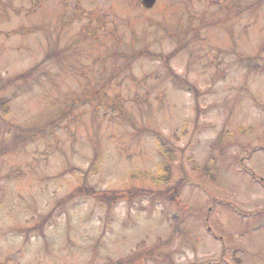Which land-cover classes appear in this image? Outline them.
Wrapping results in <instances>:
<instances>
[{"label": "rangeland", "instance_id": "obj_1", "mask_svg": "<svg viewBox=\"0 0 264 264\" xmlns=\"http://www.w3.org/2000/svg\"><path fill=\"white\" fill-rule=\"evenodd\" d=\"M38 63L0 89V264H264V0H0V87Z\"/></svg>", "mask_w": 264, "mask_h": 264}, {"label": "trees", "instance_id": "obj_2", "mask_svg": "<svg viewBox=\"0 0 264 264\" xmlns=\"http://www.w3.org/2000/svg\"><path fill=\"white\" fill-rule=\"evenodd\" d=\"M256 62V61H255ZM257 65L259 66V68L261 67L260 66V64L259 63H257ZM38 66H39V64L38 65H36L35 67H32V68H30V71H31V73H28V72H22V73H20L19 75H16L13 79H10V80H8V82L7 83H5L2 87H0V89L1 88H5L7 85H9L11 82H13V81H17V80H22V79H24V78H27V77H29L31 74H32V72H33V69H35L34 70V72L36 71V69L38 68ZM261 69H263L262 67H261ZM34 72H33V74H34ZM1 104V103H0ZM2 105V107H3V104H1ZM6 105H7V108H8V106H9V103H8V101L6 100ZM98 108H99V106H97ZM35 132H40V130H38V131H35ZM161 138V137H160ZM16 141V140H15ZM163 141V146H165V148H166V151H165V155H166V157L167 158H169V159H174V155L171 153V150H170V148L167 146V144H166V142L164 141V140H162ZM170 166V165H169ZM164 172H165V170H164ZM169 176V175H168ZM162 180H165L163 177H162ZM140 190H130V191H128L127 193H122L121 191H103V192H98V191H95L94 189H90V192L92 193V192H94V194L96 195V194H101V195H98V197L102 200V201H104L106 204H107V206L110 208V209H113L112 208V205H113V203H115L116 201H118V200H129V201H132V200H134V199H136V198H138V192H139ZM163 195V194H162ZM171 195V194H170ZM173 197L174 196H172L171 195V198H170V200H173ZM117 203V202H116ZM44 221H46V218H44ZM39 226V225H38ZM41 230V229H40ZM115 264H119L118 263V261L115 263Z\"/></svg>", "mask_w": 264, "mask_h": 264}, {"label": "water", "instance_id": "obj_3", "mask_svg": "<svg viewBox=\"0 0 264 264\" xmlns=\"http://www.w3.org/2000/svg\"><path fill=\"white\" fill-rule=\"evenodd\" d=\"M156 0H144V5L147 7H151Z\"/></svg>", "mask_w": 264, "mask_h": 264}]
</instances>
